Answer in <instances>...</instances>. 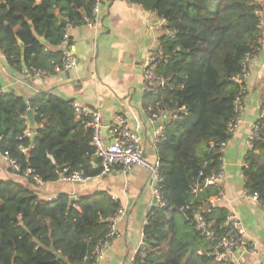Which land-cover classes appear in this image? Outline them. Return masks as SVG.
Masks as SVG:
<instances>
[{
  "label": "trees",
  "instance_id": "trees-1",
  "mask_svg": "<svg viewBox=\"0 0 264 264\" xmlns=\"http://www.w3.org/2000/svg\"><path fill=\"white\" fill-rule=\"evenodd\" d=\"M127 1L156 13L167 28L156 67L164 85L146 92L148 113L164 119L156 142L163 204L150 208L133 264H235L215 257V242L198 229L196 215L217 235L226 232L232 213L217 204L222 185L206 179L223 166V147L248 94L246 66L262 47L263 6L256 0ZM96 2L0 0V50L31 78L55 74L64 63L65 32L94 20ZM256 122L259 138L242 171L245 190L264 206V116ZM0 153L32 185L75 172L91 179L102 170L92 130L75 119L72 102L45 91L29 99L0 96ZM119 208L105 192L44 200L20 182L0 180V264H90Z\"/></svg>",
  "mask_w": 264,
  "mask_h": 264
},
{
  "label": "crops",
  "instance_id": "crops-1",
  "mask_svg": "<svg viewBox=\"0 0 264 264\" xmlns=\"http://www.w3.org/2000/svg\"><path fill=\"white\" fill-rule=\"evenodd\" d=\"M262 23L264 26V14ZM166 31L165 20L139 4L100 0L92 24L69 29L71 51L78 60L74 68L31 78L27 69L23 72L14 69L0 50V90L4 95L27 99L45 91L66 101L99 109L108 141L107 125L117 115H125L138 135L145 158L155 161L156 142L164 119L151 116L146 109L144 64L149 51ZM249 72L243 118L224 151L223 197L217 204L235 215L245 231L244 241L250 245V250H239L236 258L242 264H264V207L245 195L242 171L249 149L247 137L264 103V35L259 53L250 61ZM0 180L20 182L44 200L61 193H67L74 200L88 194L108 193L125 209V216L117 225L119 235L105 248L101 264H132L143 241L145 218L155 199L154 184L147 169L135 167L124 173L116 168L85 183H72L61 177L32 185L27 177L16 174L0 153Z\"/></svg>",
  "mask_w": 264,
  "mask_h": 264
},
{
  "label": "built area",
  "instance_id": "built-area-1",
  "mask_svg": "<svg viewBox=\"0 0 264 264\" xmlns=\"http://www.w3.org/2000/svg\"><path fill=\"white\" fill-rule=\"evenodd\" d=\"M99 1L97 0L96 5L93 10L94 19L97 17ZM263 6V11H259V14L263 17L264 14V0H256ZM94 20H88V24H92ZM262 27V35H264V26L261 23ZM72 39L69 34V30H67L63 36L61 41V48L64 51V63L62 67L57 69L58 71H68L74 68L78 60L74 56L71 51ZM255 56H250L248 60V64L246 66V79L249 76V67L250 61ZM163 59L162 47L160 45V40L156 43L154 47L148 53V57L144 64V77H145V88L146 90H153L156 87H161L164 85V82L157 76L156 67L157 62ZM45 75L42 72H36L34 76H42ZM3 95L0 90V96ZM72 106L74 109V116L77 121H80L85 125L86 128H90L92 130V145L95 148V156L100 161L101 176L108 175L116 168L121 169L122 172L126 173L132 170L135 167H142L147 169L150 172L151 181L154 184V195L156 202L163 204L160 197V183L162 178L160 176V163L159 158L155 161H148L144 155V149L139 141L138 135L136 132L130 127L128 119L125 115L119 114L117 115L112 122H110L106 129L108 132V136L110 141H108L104 134V125L102 113L99 109H90L86 107L84 104L73 101ZM242 105H240V115L236 123L233 125L231 131L236 132L241 123V109ZM264 116V106L259 111L260 117ZM257 119V120H258ZM256 120V121H257ZM252 124L251 130L247 137V145L250 149L253 146V140L259 138V127L256 125V122ZM162 134V133H161ZM227 144L224 145L223 150L225 151ZM6 157V156H5ZM246 157V156H245ZM10 166L15 169L17 168L15 161H11L6 157ZM242 166L248 167L247 162L243 161ZM225 178L224 166H222L221 170L218 173H214L211 176L207 177L206 184L220 186ZM90 178L85 177L81 172H75L67 176H62V180L69 181L72 183L79 182L85 183ZM197 187L195 188V191ZM245 195L248 198L254 199L258 201V194L253 193L250 194L245 190ZM223 195L216 199L218 202L222 199ZM56 197H51L48 200H55ZM154 203V204H155ZM263 206V205H262ZM264 207V206H263ZM125 216V209L120 206L118 211L110 218V231L106 235L105 239L100 242V244L96 247L94 252L93 259L90 264H101L103 259L104 250L110 243V241L119 235V231L117 230L118 223ZM197 227L202 231V234L209 240H213L215 242L213 248V254L219 260H229L234 262L235 264H242L237 258L236 254L239 250H250L248 243L244 241V229L242 228L239 221L236 219L234 214H230L227 218L226 224V232L223 235H217V233L213 230H210L208 224L206 223L204 217L201 213L196 215ZM133 264V259H132Z\"/></svg>",
  "mask_w": 264,
  "mask_h": 264
},
{
  "label": "water",
  "instance_id": "water-1",
  "mask_svg": "<svg viewBox=\"0 0 264 264\" xmlns=\"http://www.w3.org/2000/svg\"><path fill=\"white\" fill-rule=\"evenodd\" d=\"M63 22H65V20H63ZM43 42H45V41L43 40ZM21 44H22V43H21ZM27 118H28V121H29V125H30V127H31V128H34V127H35V121H34V112H33V110H31V109L28 110V112H27ZM95 159L98 160L97 157H95ZM60 170H62V169L60 168ZM71 200L74 201V198H72ZM155 202H156V199H154V203H155ZM49 250L54 252V249H53V248H49ZM56 255H57L58 258H64V257H63L62 255H60V254H57V253H56Z\"/></svg>",
  "mask_w": 264,
  "mask_h": 264
},
{
  "label": "rangeland",
  "instance_id": "rangeland-1",
  "mask_svg": "<svg viewBox=\"0 0 264 264\" xmlns=\"http://www.w3.org/2000/svg\"><path fill=\"white\" fill-rule=\"evenodd\" d=\"M263 106H264V103H262L260 109H261ZM242 109H243V107H242ZM242 109H241V112H242ZM240 118H241V120H242V118H243V114H241ZM240 124H241V123H240Z\"/></svg>",
  "mask_w": 264,
  "mask_h": 264
}]
</instances>
